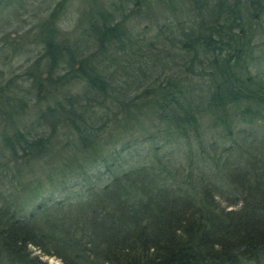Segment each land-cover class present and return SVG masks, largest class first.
<instances>
[{
    "label": "trees",
    "instance_id": "obj_1",
    "mask_svg": "<svg viewBox=\"0 0 264 264\" xmlns=\"http://www.w3.org/2000/svg\"><path fill=\"white\" fill-rule=\"evenodd\" d=\"M41 1L39 54L0 84V257L264 264V0H154L178 23L150 41L126 23L152 0H84L73 33L58 27L72 0Z\"/></svg>",
    "mask_w": 264,
    "mask_h": 264
},
{
    "label": "rangeland",
    "instance_id": "obj_2",
    "mask_svg": "<svg viewBox=\"0 0 264 264\" xmlns=\"http://www.w3.org/2000/svg\"><path fill=\"white\" fill-rule=\"evenodd\" d=\"M21 0H14L12 1V6L9 11L4 10L0 13V26L6 24L9 22L8 25H5V28H3V31L0 32V49L3 48V50L0 51V84L4 83L8 80H13L15 78H21L23 77V73L27 67L30 66L31 62L35 59V57L39 54L38 46L34 43V34L31 33L29 35L26 34V32L33 27L35 24L38 23L40 19H42L45 14L47 13L46 10L44 11V4H42L41 0H28L29 2L34 3V8L30 10L29 12L19 10V12L15 15L13 12L16 11L18 7V3ZM90 2L84 0H72L67 4V8L62 15L61 21L58 23V27L61 31L64 32H71L73 33L76 28V22L79 17V15L82 12H86L90 7ZM166 10V9H165ZM167 14L164 9L161 8L159 3H156L154 0L151 1V4L148 6V9H143V12L140 14V16H134L131 17L127 21V26L138 36H140L141 39L150 41L153 37H155L156 32L158 31V25H166L172 24L177 25L178 21L175 18L165 19V15ZM167 17V16H166ZM10 20V21H9ZM169 35V33H167ZM3 39V41H1ZM5 39V40H4ZM170 45L167 44V49ZM169 60V59H168ZM133 61V60H131ZM124 64L125 60H124ZM106 65L110 66L111 70H114L115 67L106 63ZM130 68L129 66H126ZM130 71V69L128 70ZM160 72V71H159ZM21 76V77H19ZM15 82L17 83H23L21 80L16 79ZM22 89H24V85H20ZM69 90H65L66 92H81V85H71L68 87ZM22 95V94H21ZM34 101H31L29 105H32ZM27 119L28 117L25 116L23 119ZM29 119V118H28ZM10 130V129H9ZM113 135V136H112ZM123 135L119 134L117 135V132H108L107 134L104 133V139L103 142H108L109 148L116 147L117 149H120L119 143L122 142ZM114 143V144H113ZM151 142H145L143 143L144 151L148 149ZM159 144H161V140L159 141ZM160 146V145H159ZM166 148H164L165 150ZM141 150V147L138 149V152ZM144 153V152H143ZM125 155V154H123ZM84 157V155H83ZM122 157V155H121ZM2 166L4 162L6 161L7 157L1 158ZM80 161H85L83 159H79ZM2 170V167L0 168ZM99 173H104L105 168L100 166L98 168ZM0 170V175L1 171ZM97 173V172H95ZM105 174V173H104ZM107 178L108 176L105 174V176H102ZM11 176H7V178L4 180V182H1L3 180L0 179V191L3 192L5 188H8L9 186V179ZM93 178V176H92ZM15 180H13L14 184ZM5 184V187H4ZM81 184V181L79 180L78 183ZM46 189V187H45ZM79 187H73L72 185L67 186V191L65 192H55L52 195V191H47L44 195L40 196L38 199L35 200V203H40L42 201H47L50 198H53L55 200L60 199H67L69 197H73L77 194L79 191ZM53 196V197H52ZM34 254L41 256V260L45 262L46 264H63L59 259L55 257H47L42 256L39 251L31 248ZM0 264H11L7 261V259L4 256L0 257Z\"/></svg>",
    "mask_w": 264,
    "mask_h": 264
}]
</instances>
